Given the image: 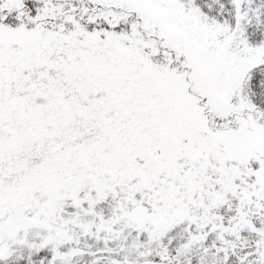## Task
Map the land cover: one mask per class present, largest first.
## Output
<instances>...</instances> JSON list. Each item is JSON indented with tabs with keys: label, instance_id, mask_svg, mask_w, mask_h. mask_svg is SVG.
I'll use <instances>...</instances> for the list:
<instances>
[{
	"label": "snow or ice",
	"instance_id": "obj_1",
	"mask_svg": "<svg viewBox=\"0 0 264 264\" xmlns=\"http://www.w3.org/2000/svg\"><path fill=\"white\" fill-rule=\"evenodd\" d=\"M0 264H264V0H0Z\"/></svg>",
	"mask_w": 264,
	"mask_h": 264
}]
</instances>
